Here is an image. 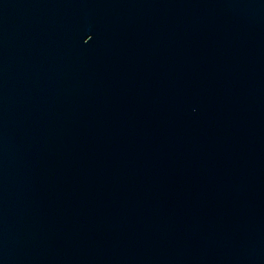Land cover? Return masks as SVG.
<instances>
[{"label":"water","instance_id":"95a60500","mask_svg":"<svg viewBox=\"0 0 264 264\" xmlns=\"http://www.w3.org/2000/svg\"><path fill=\"white\" fill-rule=\"evenodd\" d=\"M0 264H264V0H0Z\"/></svg>","mask_w":264,"mask_h":264}]
</instances>
